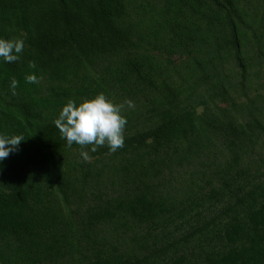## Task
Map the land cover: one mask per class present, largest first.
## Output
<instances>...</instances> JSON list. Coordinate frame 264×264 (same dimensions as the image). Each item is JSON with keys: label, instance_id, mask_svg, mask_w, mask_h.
<instances>
[{"label": "trees", "instance_id": "obj_1", "mask_svg": "<svg viewBox=\"0 0 264 264\" xmlns=\"http://www.w3.org/2000/svg\"><path fill=\"white\" fill-rule=\"evenodd\" d=\"M0 38V264H264V0H0ZM101 92L124 147H68Z\"/></svg>", "mask_w": 264, "mask_h": 264}, {"label": "clouds", "instance_id": "obj_2", "mask_svg": "<svg viewBox=\"0 0 264 264\" xmlns=\"http://www.w3.org/2000/svg\"><path fill=\"white\" fill-rule=\"evenodd\" d=\"M24 50L23 38H0V60L4 63L20 60ZM29 67L35 68V62H30ZM25 80L29 84H38L40 77L33 72L27 74ZM18 86L19 81L12 78L9 87L13 95L16 94ZM127 103L131 106L132 102ZM121 108V105L112 102L101 92L93 98H85L79 104L75 100H69L54 123L68 147L73 144L82 148L91 145V151L95 152L97 147L107 144L111 152H116L125 145L124 130L128 123L127 117L121 114ZM24 140L23 134H0V163L10 153L17 152ZM80 155L84 161L91 158L88 151H81Z\"/></svg>", "mask_w": 264, "mask_h": 264}]
</instances>
